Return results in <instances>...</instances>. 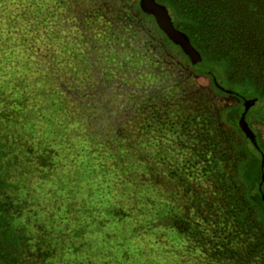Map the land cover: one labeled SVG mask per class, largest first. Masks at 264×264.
Returning a JSON list of instances; mask_svg holds the SVG:
<instances>
[{"label": "trees", "instance_id": "obj_1", "mask_svg": "<svg viewBox=\"0 0 264 264\" xmlns=\"http://www.w3.org/2000/svg\"><path fill=\"white\" fill-rule=\"evenodd\" d=\"M158 2L0 0V264H264V145L190 104L254 109L264 0Z\"/></svg>", "mask_w": 264, "mask_h": 264}, {"label": "rangeland", "instance_id": "obj_2", "mask_svg": "<svg viewBox=\"0 0 264 264\" xmlns=\"http://www.w3.org/2000/svg\"><path fill=\"white\" fill-rule=\"evenodd\" d=\"M139 4L142 3V0H138ZM155 6L159 8H164L167 11L166 7L161 5L158 0H153ZM245 7V6H243ZM169 13V12H168ZM174 27V24H173ZM7 63V62H4ZM14 68V64L10 67V70ZM9 70V69H8ZM7 70H5L6 72ZM12 72L14 70H11ZM255 78L251 81L248 80V85L254 88L258 93V97H256L255 107L252 109L249 114L247 115V121L250 125V128L253 130V133L256 137V141L264 145V108H262V103L260 99L264 97V64H259L256 66ZM198 80L199 89H197L198 97L197 103L191 102L190 104L195 105L194 113L201 115L203 117V121L208 124H211V128L208 127L209 130H229L220 127L219 125L223 121V115L225 114L226 110L230 108H241V111L245 108V103L238 98L234 94H227L222 95L217 93L212 87H210V82L204 78L200 77ZM259 80V81H257ZM242 116V114H241ZM222 128V129H221ZM232 130V129H230ZM223 132V131H222ZM231 132V131H228ZM242 141V140H241ZM264 197V194H263ZM187 247V243L185 244ZM177 248L174 249L173 253L172 250L169 249L168 253L163 254V256H168L170 259L176 256V263L177 264H185L187 258V254L189 253L188 250L184 247V244L180 241V244L176 246ZM182 250V253L176 255L175 250ZM191 264V263H189Z\"/></svg>", "mask_w": 264, "mask_h": 264}, {"label": "water", "instance_id": "obj_3", "mask_svg": "<svg viewBox=\"0 0 264 264\" xmlns=\"http://www.w3.org/2000/svg\"><path fill=\"white\" fill-rule=\"evenodd\" d=\"M141 4L145 5V7L148 9V11L151 14H154L156 16L157 20L158 19L164 20L166 22V24L168 23L170 28L173 29V25L170 21L169 15L166 13V11L164 9L155 6L153 0H142ZM251 107H252L251 104L245 105L244 111H243L242 116L240 117L239 121L237 122V125H238L239 129L241 130V132L246 137V139H248L251 142V144L256 149L259 150V147H258V144L256 141V137L253 133V130L250 128L248 121H247V114H248ZM263 167H264V161L262 160V169H263ZM263 180H264V176H262V182H263ZM262 199L264 200V197H262Z\"/></svg>", "mask_w": 264, "mask_h": 264}]
</instances>
